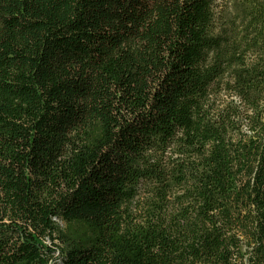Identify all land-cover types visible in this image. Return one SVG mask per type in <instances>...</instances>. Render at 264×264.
Instances as JSON below:
<instances>
[{
  "label": "trees",
  "instance_id": "trees-1",
  "mask_svg": "<svg viewBox=\"0 0 264 264\" xmlns=\"http://www.w3.org/2000/svg\"><path fill=\"white\" fill-rule=\"evenodd\" d=\"M237 5L0 0V264H264V0Z\"/></svg>",
  "mask_w": 264,
  "mask_h": 264
},
{
  "label": "rangeland",
  "instance_id": "rangeland-1",
  "mask_svg": "<svg viewBox=\"0 0 264 264\" xmlns=\"http://www.w3.org/2000/svg\"><path fill=\"white\" fill-rule=\"evenodd\" d=\"M239 2H241V0H214L213 7L216 17V23L219 24V22L222 19L232 16V13L235 12V10L237 11L238 9L237 4ZM248 55L251 57V54ZM228 81H229V77L225 76L224 78H222V81L218 84V86H214V87H218L216 88V90H214L211 99L214 104V107L221 108L222 106H225L232 101L236 105L240 106V108H242V104H240V100L236 96L231 94V92H229V89L225 88L228 87V85L226 84ZM241 129L244 132L248 131L245 123L241 125ZM154 198L155 196L153 192V184L147 182L139 183L136 190L135 198L130 205V211L135 216L144 214L145 210L148 207L149 200Z\"/></svg>",
  "mask_w": 264,
  "mask_h": 264
}]
</instances>
